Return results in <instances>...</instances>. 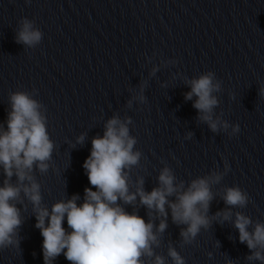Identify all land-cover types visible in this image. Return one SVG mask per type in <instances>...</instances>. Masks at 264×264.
<instances>
[{
    "label": "clouds",
    "instance_id": "obj_1",
    "mask_svg": "<svg viewBox=\"0 0 264 264\" xmlns=\"http://www.w3.org/2000/svg\"><path fill=\"white\" fill-rule=\"evenodd\" d=\"M42 37L33 20L19 21L16 43L35 48ZM157 70L153 68L152 74ZM184 82L190 87L184 99L196 97L192 106L198 112V121L206 123L213 133L226 132L229 127V135L240 131L238 124L230 125L214 116V109L220 103L215 93L221 91V82L214 72L185 78ZM143 91L144 84L133 99L146 103ZM258 95L264 97V86L259 88ZM9 101L6 127L0 123V172L4 177L0 185V249H20L19 229L27 201L32 205L35 227L43 237L44 264H54L61 254L70 264H168L167 258L171 264H185L184 257L171 242L167 258L155 252L161 247L169 214L173 224L183 226L179 232L181 245L192 244L213 221L230 222L238 231L239 242L250 250L245 257L249 264L256 261L264 264V222L254 221L241 211H232L249 203L245 191L238 186L225 187L220 194L225 209L209 216L215 196L212 188L230 170L227 163L223 172L213 170L187 183L178 180L165 165L159 171L157 186L151 191L145 190L142 176L132 180V169L139 166L142 153L134 150L137 139L130 135L131 117L121 120L114 115L106 121L103 135L92 139L90 155L83 163L91 187L84 189L83 202L78 204L81 198L74 194L57 200L49 209L43 203L41 184L35 175L48 172L55 147L47 129V116L41 111L43 105L27 91L11 92ZM131 106L129 100L128 107ZM191 136L188 133L185 138ZM84 139L85 134H81L76 143L83 144ZM125 206H131L133 211H126ZM140 207L146 209L147 221L138 214ZM65 219L70 231L63 226ZM208 255L211 257L212 253ZM226 264L234 261L228 259Z\"/></svg>",
    "mask_w": 264,
    "mask_h": 264
}]
</instances>
